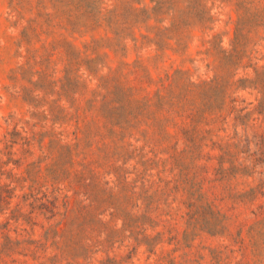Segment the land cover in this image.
Listing matches in <instances>:
<instances>
[{
	"label": "rangeland",
	"instance_id": "1",
	"mask_svg": "<svg viewBox=\"0 0 264 264\" xmlns=\"http://www.w3.org/2000/svg\"><path fill=\"white\" fill-rule=\"evenodd\" d=\"M240 3H244L246 11H239ZM78 5L92 8V17L80 20L88 26V33L85 36H70L68 16L61 17V12H69L71 6ZM62 6L63 10H59ZM75 18L74 13L72 20ZM241 19L243 25L237 27ZM57 24L59 28L54 27ZM26 27L25 39L23 32ZM237 28L240 29L238 38L242 43H239V50L243 49L244 44H248V47L244 49L246 54L237 56V59L242 58L243 67L237 71L234 80L252 75V67L258 62L250 60L248 54L250 42L253 44L264 38V0H0V140L16 125L19 130L25 128L24 122L32 117L34 109L23 100L22 86L33 90L34 98L41 99L43 91L32 84L41 85L49 80L60 82L64 78L69 57L62 41L67 38L76 49L82 51L86 43L99 41L95 45L96 53L88 52L90 58L95 60L93 69L97 70V74L89 76L85 65L79 72L81 82L87 87L81 92H88L81 99H92V92H98L101 96L94 99L98 106H102V96L106 95V90L100 84L105 81L111 90L120 86L139 88L144 83L147 91L135 92L131 97L130 107L137 119L126 129L125 137L106 140L111 148L108 161L125 167L132 179L138 170H142L145 160L167 158L166 154H158L161 149L143 136V132H148V138H155L157 132L153 116L150 115L154 106L144 112L141 110V105L145 103L142 96L154 101L156 84L150 83V79L157 82L162 79L168 83L166 76L170 74L178 88L191 82L201 85L213 81V85H225L233 71L225 63L224 51H232L238 41L235 38ZM25 40H29V43ZM57 42L61 43L51 58L53 63L50 69L46 68L47 64L36 66L35 61L41 60L46 50L51 52ZM27 50L33 59L30 60L26 79H22L19 68L28 61ZM256 57L262 58L259 65L264 64V49ZM245 66L252 67L243 69ZM42 73L47 77H41ZM224 96L227 95L222 90L207 89H196L188 95L191 101L204 98L215 100ZM236 97L247 103L256 99L248 92L229 91L227 98ZM113 100L114 95H107V102ZM115 105L112 103L111 108ZM45 108L40 111L43 112ZM103 114L102 110L88 113L89 119L94 117L97 120V124L91 127L94 133L104 127ZM199 128L203 131L212 128L213 141L225 136L222 128L229 129L228 134L232 133L227 125H206L204 122ZM114 130L119 132L120 128L114 127ZM169 131H175L172 125ZM83 136L79 134L80 138ZM93 142L97 146L99 137H95ZM211 144L210 140L204 143L205 151L217 155L218 151L212 150ZM114 147L118 148L115 156L112 155ZM2 148L3 144H0V150ZM26 149L19 145L12 151V160L18 162L19 166L10 164L3 168L5 172L12 169L23 187L18 188L17 197L10 206H3L6 209L0 214V264H52L49 259L59 254L52 241L45 239V231L55 222L46 221L39 208H31L32 200L26 201L24 197L30 193L33 178L42 182L45 175V163L41 162L43 150L34 145L30 155ZM0 157L7 160L1 154ZM211 165L216 166L217 162L213 161ZM153 168L150 175L158 171L156 167ZM29 171H33V174L30 175ZM0 177L1 183L7 182L5 176L0 174ZM147 178L150 179V176ZM239 182L223 178L211 168L205 188L209 190L215 210L220 214L207 227L212 228L208 229L210 233L194 230L185 210L172 225L162 221L155 230L149 229L148 234L155 237L157 243L152 253L148 245L134 251L132 240L123 243V236L116 234L118 243L112 252L106 253L110 246L108 243L99 245L97 254L88 264H114L107 260L108 257L116 258L118 264H264V196L254 198L242 194L245 186ZM248 182L252 183L251 180ZM18 204L21 211L16 214L17 221L13 211ZM36 204L38 206L40 202L33 205ZM32 210L34 213H31ZM108 214L102 218L103 224H92L97 230L93 236L101 241L105 235L98 238L100 230L111 234L114 228L119 229L122 225L121 222H112Z\"/></svg>",
	"mask_w": 264,
	"mask_h": 264
},
{
	"label": "trees",
	"instance_id": "2",
	"mask_svg": "<svg viewBox=\"0 0 264 264\" xmlns=\"http://www.w3.org/2000/svg\"><path fill=\"white\" fill-rule=\"evenodd\" d=\"M240 9L246 11L244 3L239 4V11ZM59 10H63V6ZM74 13L76 18L72 20ZM92 13L89 5L71 6L69 12H61V17L68 16L70 36H85L88 33V26L80 20L92 17ZM242 20L237 22V27L243 25ZM54 27L59 28V24ZM27 30L28 27L23 32L25 39ZM239 31L237 28L235 38L238 41L232 51H224L225 63L233 71L225 85H213V81L203 82L201 85L191 82L178 88L170 74L166 76L168 83L162 79L157 82L149 78L150 83L156 84L154 101L142 96L145 103L141 105V110L144 112L154 106L150 115L153 116L157 132L154 134L155 138H148V132H143V136L161 149L158 154H166L167 158L145 160L142 170H138L132 179L125 167L108 161L111 158V148L106 140L114 141L119 136L125 137L126 129L137 119L130 107L131 97L135 92H147L145 84L139 88L120 86L111 90L105 81L100 84L106 90V95L102 96V106H98L94 99L101 96L98 92H92V99H81L88 92H81L87 87L81 82L79 72L85 65L89 76L97 74V70L93 69L95 60L90 58L88 52L95 54V45L99 41L86 43L82 51L76 49L67 38L64 39L62 44L67 47L69 57L64 78L60 82L49 80L41 85L32 84L43 91L41 99L34 98V91L22 86L23 100L34 109L32 117L24 122L25 128L19 130L16 125L0 140V144H3L0 154L7 157V160L0 157V174L7 180L0 182V214L6 209L3 206H10L17 197L18 188L23 187L12 169L8 172L3 170L10 164L19 166L18 162L12 160V151L19 145L27 147L26 151L30 155L34 145L43 150L41 162L45 163L44 179L39 182L33 178L29 186L30 193L24 197L26 201L32 200L31 208H39L46 221L55 222L45 231V239L52 241V246L59 252V256L49 259L52 264H88L97 254L99 245L108 243L110 246L106 253L112 252L118 243L115 240L116 234L123 236V243L128 239L132 240L134 251L148 245L149 252L152 253L157 243L155 237L148 234L149 229L155 230L162 221L172 225L185 210L194 230L210 233L208 229L212 228L207 227L220 214L215 210L209 190L205 188L212 167L228 180H246L247 182H239L245 186L242 194L254 198L264 196V64L259 65L262 58L256 57L264 49V38L253 44L250 42L248 58L258 62L253 67L245 66L243 69L252 67V75L234 80L237 71L243 67L242 58L237 59V56L240 53L246 54L244 49L248 47V44H244L243 49L239 50ZM25 41L29 43V40ZM60 43H55L51 52L46 50L42 59L35 61L36 66L47 64L46 68L50 69L53 63L51 58ZM20 44L23 45V42ZM27 55V63L19 68L22 79H26L30 60L33 59L29 50ZM41 77L47 76L42 73ZM14 79L17 80V76ZM196 89L222 90L227 96L229 91H242L256 99L255 102L247 103L244 99L224 96L215 100L204 98L191 101L188 95ZM107 95H114L115 100L107 102ZM112 103L116 104L114 108H111ZM41 108L45 110L41 112ZM101 110L104 113L102 119L105 120L103 131L98 128L94 133L91 127L97 124V120L94 117L89 119L88 113ZM204 122L206 125H227L231 127L232 133L228 134L229 129L222 128L225 136H219L217 141H213L212 128L206 131L199 128ZM170 125L175 129L174 132L169 131ZM72 127L74 130H71ZM114 127H119L120 131L116 132ZM80 133L84 134L83 138L79 137ZM95 137H99L100 141L97 146L93 142ZM207 140L212 142L210 147L218 151L217 155L205 151L203 145ZM117 154L118 148L114 147L112 155ZM213 161L217 162L216 166L211 165ZM153 167L158 171L155 175H150ZM28 173L31 175L33 171ZM1 179L0 177V181ZM250 180L252 183L248 182ZM36 202L40 204L33 205ZM19 206L18 204L13 211L17 221L16 214L21 211ZM106 213H109L112 222H121L122 225L119 229L114 228L113 234L100 230L98 238L105 235L101 241L93 236L97 230L92 224H103L102 218ZM107 260L118 264L116 258L108 257Z\"/></svg>",
	"mask_w": 264,
	"mask_h": 264
}]
</instances>
